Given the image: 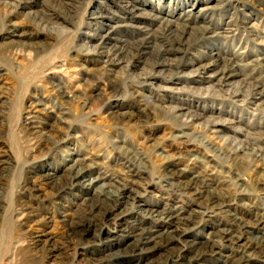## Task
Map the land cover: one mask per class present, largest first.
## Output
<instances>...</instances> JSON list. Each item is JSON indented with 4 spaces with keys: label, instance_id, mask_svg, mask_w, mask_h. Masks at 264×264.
Segmentation results:
<instances>
[{
    "label": "rangeland",
    "instance_id": "obj_1",
    "mask_svg": "<svg viewBox=\"0 0 264 264\" xmlns=\"http://www.w3.org/2000/svg\"><path fill=\"white\" fill-rule=\"evenodd\" d=\"M115 26L117 40L105 41ZM145 32L152 44L137 51ZM262 57L264 0H0V264H137L116 251L149 226L155 205L191 217L205 241L240 231L252 264H264L254 238L264 235V102L252 95L264 89ZM228 59L242 64L232 82L222 79ZM75 155L125 189L124 222L71 184ZM160 238L139 263L174 264L179 244ZM211 249L187 257L218 264Z\"/></svg>",
    "mask_w": 264,
    "mask_h": 264
},
{
    "label": "bare ground",
    "instance_id": "obj_2",
    "mask_svg": "<svg viewBox=\"0 0 264 264\" xmlns=\"http://www.w3.org/2000/svg\"><path fill=\"white\" fill-rule=\"evenodd\" d=\"M127 8H129V6L125 7V9H127ZM140 10H141L140 8L134 6L132 8V10H130L128 12H130L131 14H136V13H139ZM141 14L142 13H140V15ZM163 20H165V19H163ZM172 22L168 21V23H167L168 26L170 24L172 25ZM122 27L123 26L110 27L111 31L104 38V40L105 41L106 40H117L113 36L116 33H118L119 29L122 28ZM174 29H176V28H174ZM189 30H191V29L187 25L181 26L180 30H179V33L182 34V37L180 36L181 41L179 39L178 40L181 42L180 44L182 46H184V47L187 46L189 43H191V41L189 43H188V41L192 38L190 36H192L193 33H191V32L189 33L188 32ZM205 30H207V29H205ZM208 30H210V29H208ZM173 31H176V30H173ZM173 31H171V33ZM171 33L168 36L173 34V33L172 34ZM179 33H178V36H179ZM202 35H203V33H202ZM164 36H166V35H164ZM183 36H185V37H183ZM173 37H174V34H173ZM169 38L170 37H168V39ZM195 42L196 41H194V43ZM102 44L104 45V44H106V42H104ZM151 44L152 43H151V41L149 39V35L145 32L144 38L141 39L139 41V43L136 44L137 51L138 50L145 51L146 49L150 48ZM125 47L126 46H124V49L122 50V51L125 52L124 54H126L128 51L130 52V50H128V48H130V47L126 48L127 49L126 51H125ZM136 47H135V49H136ZM102 49H104V48H102ZM96 52H97V50H96ZM124 54L123 55H122V53L113 54L114 59H115V60L113 59V61L114 62L115 61H119V60L122 61L123 59H121V58L123 56H125ZM99 55H107V58H109V56H111V54H107V52L105 53L103 50H101L99 52ZM211 56H212V54H211ZM215 58H217V60L219 61V55L218 54L215 55ZM212 61H215V59L212 60ZM230 62H232V63H230ZM216 63L218 64L219 62H216ZM226 63L227 64H224L225 67H224V69L222 71V79L225 80L224 82H230V81L232 82V79H235V78H238V77H242V74L238 71L240 66H242V64H240L239 62H236L235 60H229V62H226ZM116 64L119 65V64H121V62L120 63L117 62ZM164 66H167L166 63L158 64V67H164ZM208 69L209 68L205 69L203 72H201V71L196 72V74L199 73V75H204V73H205V75H208V73H206V71H208ZM199 70H200V68H199ZM213 72H215V71H213ZM217 75H218V72L216 71V73H212L211 75L206 76L205 79L207 81H209V83L210 82L212 83L214 81V78ZM156 78H157L156 75H150L149 81L156 80ZM216 81H218V79ZM215 83H217V82H215ZM228 85H230V84H228ZM213 86L214 85H212L211 87H213ZM215 87H214V89H216ZM256 88H258V87L256 86ZM256 88H255V94H252V95H256L257 97H260V99H257V100H260V101L263 100V102H264V89L261 88L259 90V89H256ZM200 89H201V86H200ZM203 90H204V88H203ZM198 91H200V90H198ZM214 91H216V90H214ZM252 92L254 93V91H252ZM253 98H255V97H253ZM247 102H249V101H247ZM258 107H260V106H258ZM182 109H180V111H182ZM173 110H174V108H173ZM216 121L213 123L214 131L213 130L212 131L216 135H221L223 133L222 124L220 122H216ZM226 122H228V121H226ZM237 128L241 129L239 127H237ZM75 156H76V160H75V163L73 162L74 165H73L72 169L74 171H73L72 176H71V184L75 185V186L76 185H81L83 188L88 190L91 193V195H98V197L103 196L104 197L103 198L104 201L106 203H108L109 206H110L109 211L113 212V214H111V216H109L110 222L111 223H116V224H118V223L121 224L122 222H124L126 220V217L128 216V214H131L132 211H133V209H129V208L125 207L124 209H122L119 212H117L118 211L117 210L118 206L121 205V204H124L123 200L126 197L125 194H124V190L125 189L122 190V192H121V190H118V192H114V190L110 189L112 184L110 183V180L107 179V176L105 174L100 173V172H97V174H96L95 171L93 170V166L88 162V158L83 157L81 155H75ZM6 161H10V159L6 160ZM181 173H182V175L185 176L186 171H182ZM90 174H94L95 177L88 179ZM195 179H197V178H195ZM194 181H195L194 178H192L191 182H194ZM199 182H195L194 183L195 186H197ZM186 187L189 188V192L188 193H193V191L195 193L197 191V188L193 187L192 184H190V183L186 184ZM129 192H133V190L131 189ZM149 211H150V214L148 215V218L150 219L149 226L146 227V228L141 229V231L133 239V241L128 243V244H126L123 249L121 248V249H118L116 251L117 253L121 252V251H125V254H127V256H129L130 260H134L135 258H138L137 259V264H141V263H139L138 260L139 259H144L148 255L146 253H148L151 250H153L160 243V242H158V240L161 239L160 237H162L164 235H167V240L165 241L166 242V245H165L166 247L172 246V245L177 244V243L179 244V251H178L177 255H176V253L174 254L176 256L172 260V262L174 264H185L184 262H185L186 259H189L190 264H201V260L203 259L201 257L202 255L201 256L197 255V256H193V257H189V258L187 256L191 254L190 249H192V248H194L196 246L205 245V244L206 245L208 244V245L211 246L212 255L218 261V264H233L234 262L236 263V261H239L240 264H252V262L255 259L254 252H249V249L245 250V246H244L245 242H242L243 238H242V234L240 233V231L237 232L236 234H234L235 231L233 232V230L231 228L224 227L223 229L221 228L219 230L220 236L217 239L212 238L209 235L206 238V241H205V240H202V238L200 239L196 235V233H195L196 230L195 229L190 228V226L194 224V220L191 217L188 219L187 217H185V215L182 212H179L176 209H173V208H170V207H167V206L159 207L157 205L151 207V209ZM106 221H108V220H106ZM234 221L238 222L239 219L235 218ZM175 224H183L185 227L184 228H182V227L178 228L179 227L178 226L177 227L178 229H177L176 226H174L176 228V230H173V229H175L173 227H172L173 229L170 228L171 230L167 229V227L173 226ZM240 227L245 229V232L248 233V231H249L248 228L249 227H248L247 224H242ZM91 228H92V226L88 225V227H86V229L84 231H82V234H84V232L90 230ZM254 238L258 241L259 244L264 246V235L263 234H259V235H257ZM233 245H236V248L238 250L234 249ZM260 248H261V246H260ZM257 252H258V250H257ZM117 253H116V255H117ZM204 264H206V263H204Z\"/></svg>",
    "mask_w": 264,
    "mask_h": 264
}]
</instances>
